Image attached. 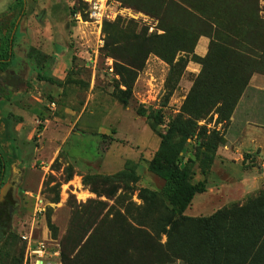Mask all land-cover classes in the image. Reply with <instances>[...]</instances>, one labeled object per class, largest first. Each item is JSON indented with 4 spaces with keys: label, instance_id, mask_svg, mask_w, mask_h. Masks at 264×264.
<instances>
[{
    "label": "rangeland",
    "instance_id": "obj_1",
    "mask_svg": "<svg viewBox=\"0 0 264 264\" xmlns=\"http://www.w3.org/2000/svg\"><path fill=\"white\" fill-rule=\"evenodd\" d=\"M22 1L2 17L16 0H0V55L25 75L0 73L11 86L0 96V155L5 180H19L0 264H185L198 222L170 230L165 182L148 168L177 116L221 137L211 163L207 135L183 153L191 183L206 188L188 217L264 197V146L249 147L264 133V0H182L196 12L181 0ZM95 2L109 7L101 25ZM200 13L215 20L203 26ZM15 22L27 34L15 36ZM126 87L125 106L114 91Z\"/></svg>",
    "mask_w": 264,
    "mask_h": 264
},
{
    "label": "trees",
    "instance_id": "obj_2",
    "mask_svg": "<svg viewBox=\"0 0 264 264\" xmlns=\"http://www.w3.org/2000/svg\"><path fill=\"white\" fill-rule=\"evenodd\" d=\"M181 3L190 11L196 10L191 2L187 5L181 0ZM174 4L169 1L165 5L169 7ZM176 7L182 9L180 5ZM183 12L188 14L185 8ZM200 14L201 18L197 21L203 26H208L209 20H215V16ZM213 23L217 27L218 23L215 21ZM250 29L247 34L251 37L250 41L256 43V30ZM237 39L242 42L245 40L241 37ZM253 68L246 67L245 70L253 71ZM114 96L126 106L131 98V89L117 88ZM141 114L146 113L141 111ZM208 133L206 127L199 125L198 119H185L182 116L172 118L166 132L160 135L159 150L148 167L150 172L165 182L161 196L168 203L170 214L174 219L170 230L179 224V220L198 222V229L190 234V241L185 244L184 257L181 260L185 264H264V197L251 199L244 205H232L220 209L208 217L193 218L185 214L195 196L205 192L206 188L204 184L191 183L192 161L188 160L183 165V153L189 140L207 135L208 140L204 143L203 152L211 153L208 157V162L211 163L221 137L216 132ZM250 158V153L245 154L243 164H246Z\"/></svg>",
    "mask_w": 264,
    "mask_h": 264
},
{
    "label": "flooded vegetation",
    "instance_id": "obj_3",
    "mask_svg": "<svg viewBox=\"0 0 264 264\" xmlns=\"http://www.w3.org/2000/svg\"><path fill=\"white\" fill-rule=\"evenodd\" d=\"M22 3L21 11L25 9V1L22 0H16V3L13 4L8 12L2 14V17L8 16L10 11L17 10L18 4ZM36 7V6H35ZM11 13V12H10ZM8 14V15H7ZM1 18V17H0ZM23 23L19 24L15 22V31L14 34L17 36V33L21 29L23 30ZM24 34H27L25 31ZM22 33V34H23ZM27 36V35H26ZM20 43H17V45ZM14 57L24 59V57H21L20 55L16 54ZM13 58L11 60L13 64ZM10 62L9 59H4L0 55V73L4 72L10 75L13 80L17 83L20 82L22 78H24L25 75H23L24 69L20 67L18 64L13 65L11 68H5V66ZM19 69V71H18ZM17 70V71H16ZM22 71V73H21ZM26 74V73H25ZM10 85H7L6 87H1L0 84V96L2 93H9ZM7 171V164L5 162V159L2 155H0V226L3 228L4 238L1 240L0 244L4 241L9 229L12 227V220L14 215L16 214L17 209L19 208V201L18 193H19V180H14L10 184L5 180V174Z\"/></svg>",
    "mask_w": 264,
    "mask_h": 264
},
{
    "label": "built area",
    "instance_id": "obj_4",
    "mask_svg": "<svg viewBox=\"0 0 264 264\" xmlns=\"http://www.w3.org/2000/svg\"><path fill=\"white\" fill-rule=\"evenodd\" d=\"M107 2L102 4L100 2H95L92 5L91 18L95 23L101 25L105 20L110 18L109 7ZM55 106V103H52Z\"/></svg>",
    "mask_w": 264,
    "mask_h": 264
},
{
    "label": "crops",
    "instance_id": "obj_5",
    "mask_svg": "<svg viewBox=\"0 0 264 264\" xmlns=\"http://www.w3.org/2000/svg\"><path fill=\"white\" fill-rule=\"evenodd\" d=\"M200 43H206L205 39H204V41L203 40L200 41ZM23 44H26V43H20L19 45L23 46ZM24 46H23V48H25ZM254 135H256V136L259 135L258 139H256L257 137L252 138V142H251L252 144L250 143L251 145L249 147H257V148L263 147L264 146V133H262V134L254 133ZM253 186H254V183L252 181H250V182L247 181V183L245 185V187H247V188H253Z\"/></svg>",
    "mask_w": 264,
    "mask_h": 264
},
{
    "label": "water",
    "instance_id": "obj_6",
    "mask_svg": "<svg viewBox=\"0 0 264 264\" xmlns=\"http://www.w3.org/2000/svg\"><path fill=\"white\" fill-rule=\"evenodd\" d=\"M4 238L3 228L0 226V242ZM38 264H42L41 261H38Z\"/></svg>",
    "mask_w": 264,
    "mask_h": 264
},
{
    "label": "bare ground",
    "instance_id": "obj_7",
    "mask_svg": "<svg viewBox=\"0 0 264 264\" xmlns=\"http://www.w3.org/2000/svg\"><path fill=\"white\" fill-rule=\"evenodd\" d=\"M103 1V0H102Z\"/></svg>",
    "mask_w": 264,
    "mask_h": 264
}]
</instances>
